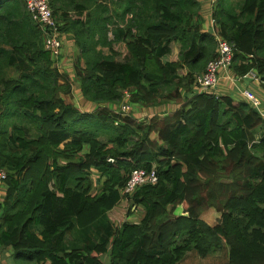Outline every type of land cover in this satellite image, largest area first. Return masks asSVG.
Returning a JSON list of instances; mask_svg holds the SVG:
<instances>
[{
    "label": "trees",
    "instance_id": "16d2710c",
    "mask_svg": "<svg viewBox=\"0 0 264 264\" xmlns=\"http://www.w3.org/2000/svg\"><path fill=\"white\" fill-rule=\"evenodd\" d=\"M26 1L0 0V253L17 264H182L190 254L264 264V113L193 88L226 41L229 70L254 72L264 92V0H215L213 33L200 0H48L90 113L66 101L71 82ZM124 104L179 107L141 122L115 110ZM138 169L157 183L124 194ZM133 208L138 223L127 221ZM210 209L214 225L202 219Z\"/></svg>",
    "mask_w": 264,
    "mask_h": 264
},
{
    "label": "built area",
    "instance_id": "2783aa9c",
    "mask_svg": "<svg viewBox=\"0 0 264 264\" xmlns=\"http://www.w3.org/2000/svg\"><path fill=\"white\" fill-rule=\"evenodd\" d=\"M26 9L31 15V18L36 22L42 30H49L48 36L45 40V50L51 53V56L57 58L62 53L61 36L56 30V21L52 18V12L49 7L48 0H27ZM212 21V20H211ZM217 56L209 62L203 73L198 75L195 79L194 89L197 93H209L216 89L222 71L229 70L233 61V46L226 41H217ZM245 77L258 80L254 72L249 73ZM249 91H242L241 96L252 107L260 111L261 105L255 96L251 95ZM122 112H127V108L123 107ZM261 112V111H260ZM109 162L113 160L109 159ZM0 177L4 174L0 172ZM157 175L155 172H146L138 169L131 173L129 180L126 183L123 193L132 195L136 189L154 185L157 183Z\"/></svg>",
    "mask_w": 264,
    "mask_h": 264
},
{
    "label": "rangeland",
    "instance_id": "374dc122",
    "mask_svg": "<svg viewBox=\"0 0 264 264\" xmlns=\"http://www.w3.org/2000/svg\"><path fill=\"white\" fill-rule=\"evenodd\" d=\"M209 20V18H208ZM211 24L212 28L214 26L213 21L209 22V25ZM209 29L211 27L209 26ZM69 36L62 35L61 41H62V53L59 59V63H56L57 70L63 74L65 77H67L72 85V94L70 96H65L66 101L70 104H72L75 108L79 109L81 112H92L95 109V105L90 104L85 101L83 98L79 87L77 86L76 83H74L73 77H74V72H73V65L76 63V58H77V51H75V48L71 46L69 43ZM256 80V79H252ZM249 82L245 81L241 85H247ZM221 89H224L221 87ZM258 90V89H256ZM260 90V89H259ZM232 91L227 89H224L222 91L221 95H227L231 94ZM205 94H215L218 97L220 96L217 92L216 89L210 91L209 93ZM252 95V94H251ZM255 96V95H252ZM257 100L260 102L261 108L260 111L264 113V92L261 88V94L256 96ZM123 107L127 108V112L125 114H129L130 116L136 118L138 121L143 122L145 119H148L153 116H159L162 117L165 114H169L171 112H174L179 106H176L175 104L167 105V106H162L154 109H146V108H140L138 106H128L124 104L122 107H114L116 108L115 110L118 109H123ZM94 174V172H93ZM97 174H94V178H97ZM1 197H3V191L0 192ZM135 210L132 215L128 218V222L130 223H138L139 220L141 219L142 216V210L140 208H133ZM182 212V207L178 208L176 213H181ZM219 218V214L215 210H208L206 213L203 214L202 219L209 225H214ZM120 220H117L116 223H119ZM104 264H107L108 259L105 258ZM0 264H17L14 262L12 256H11V250L10 249H4L0 253ZM182 264H224V260L222 259V256L218 257L217 255L209 257L207 259H200L194 254H190L188 258L186 259L185 262Z\"/></svg>",
    "mask_w": 264,
    "mask_h": 264
},
{
    "label": "crops",
    "instance_id": "0c3cea01",
    "mask_svg": "<svg viewBox=\"0 0 264 264\" xmlns=\"http://www.w3.org/2000/svg\"><path fill=\"white\" fill-rule=\"evenodd\" d=\"M214 1L215 0H200L201 6H202L203 31H209L211 33H213V28L211 24L209 25V22L212 20L211 19V9H212V4ZM209 26L211 27V29H209ZM69 43L71 44V46L74 47L72 40H70ZM245 81H248L249 83L247 85H241ZM221 87H223L224 89L228 88L229 90L232 91V93L227 94V95H221L222 91L224 90V89H221ZM194 91L196 92L195 89ZM242 91H249L250 93L255 95V97L260 95L261 86H260L259 80H252L250 77H244L243 79H238L233 75V73L230 70L222 71L220 73V78L218 81V85L216 87V92L220 96H231L232 98L236 100L245 101L243 97L241 96Z\"/></svg>",
    "mask_w": 264,
    "mask_h": 264
},
{
    "label": "bare ground",
    "instance_id": "6f19581e",
    "mask_svg": "<svg viewBox=\"0 0 264 264\" xmlns=\"http://www.w3.org/2000/svg\"><path fill=\"white\" fill-rule=\"evenodd\" d=\"M45 31H46V30H44V33H45ZM46 52H47V51H46ZM48 53H50V52H48Z\"/></svg>",
    "mask_w": 264,
    "mask_h": 264
}]
</instances>
